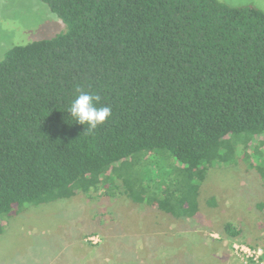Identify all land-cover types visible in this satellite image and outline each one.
I'll return each mask as SVG.
<instances>
[{"label": "trees", "instance_id": "16d2710c", "mask_svg": "<svg viewBox=\"0 0 264 264\" xmlns=\"http://www.w3.org/2000/svg\"><path fill=\"white\" fill-rule=\"evenodd\" d=\"M41 1L66 30L0 60V222L25 204L97 191L119 164L157 149L186 172L152 200L193 216L195 179L231 161L230 136L264 133V12L219 0ZM77 87L112 108L91 134L67 112Z\"/></svg>", "mask_w": 264, "mask_h": 264}, {"label": "rangeland", "instance_id": "374dc122", "mask_svg": "<svg viewBox=\"0 0 264 264\" xmlns=\"http://www.w3.org/2000/svg\"><path fill=\"white\" fill-rule=\"evenodd\" d=\"M219 1L264 12V0ZM65 30L41 0H0V60L15 45ZM230 140L231 161L216 162L202 181L195 179L193 216L170 217L152 200L154 194L162 198L164 185L175 186L185 165L166 149L139 153L119 164L97 191L11 212L0 222V264H250L233 244L264 253V185L255 168H264V133ZM229 222L240 232L235 237L225 228Z\"/></svg>", "mask_w": 264, "mask_h": 264}, {"label": "clouds", "instance_id": "9594fccd", "mask_svg": "<svg viewBox=\"0 0 264 264\" xmlns=\"http://www.w3.org/2000/svg\"><path fill=\"white\" fill-rule=\"evenodd\" d=\"M75 91L76 95L70 102L67 112L91 134L111 117L112 108L106 104L101 105V96L98 93L83 91L79 87Z\"/></svg>", "mask_w": 264, "mask_h": 264}, {"label": "built area", "instance_id": "2783aa9c", "mask_svg": "<svg viewBox=\"0 0 264 264\" xmlns=\"http://www.w3.org/2000/svg\"><path fill=\"white\" fill-rule=\"evenodd\" d=\"M94 236H90L92 239ZM234 252L244 263L264 264V253L261 249L252 247L246 243L236 242L233 244Z\"/></svg>", "mask_w": 264, "mask_h": 264}, {"label": "crops", "instance_id": "0c3cea01", "mask_svg": "<svg viewBox=\"0 0 264 264\" xmlns=\"http://www.w3.org/2000/svg\"><path fill=\"white\" fill-rule=\"evenodd\" d=\"M186 217V216H185ZM182 218V217H181Z\"/></svg>", "mask_w": 264, "mask_h": 264}]
</instances>
